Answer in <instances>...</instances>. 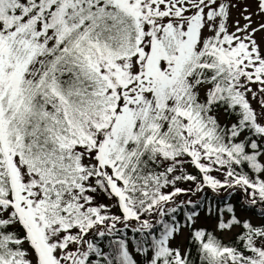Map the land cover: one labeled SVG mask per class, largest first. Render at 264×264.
<instances>
[{
	"label": "snow or ice",
	"instance_id": "1",
	"mask_svg": "<svg viewBox=\"0 0 264 264\" xmlns=\"http://www.w3.org/2000/svg\"><path fill=\"white\" fill-rule=\"evenodd\" d=\"M0 264H264V0H0Z\"/></svg>",
	"mask_w": 264,
	"mask_h": 264
},
{
	"label": "rangeland",
	"instance_id": "2",
	"mask_svg": "<svg viewBox=\"0 0 264 264\" xmlns=\"http://www.w3.org/2000/svg\"><path fill=\"white\" fill-rule=\"evenodd\" d=\"M233 15L235 16V15H236V13L234 12V13H233Z\"/></svg>",
	"mask_w": 264,
	"mask_h": 264
}]
</instances>
